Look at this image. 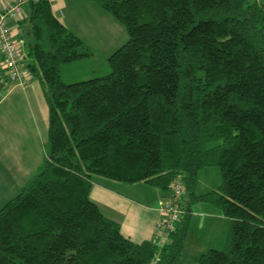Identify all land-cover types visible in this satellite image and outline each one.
<instances>
[{"label":"trees","instance_id":"1","mask_svg":"<svg viewBox=\"0 0 264 264\" xmlns=\"http://www.w3.org/2000/svg\"><path fill=\"white\" fill-rule=\"evenodd\" d=\"M93 1L127 33L102 76L60 80L62 64L90 52L49 0H27L15 21L47 127L41 165L0 205V264H180L198 200L229 224L197 264H264V0ZM207 166L220 182L196 194ZM94 174L160 198L179 176L184 212L164 241L133 242L89 199Z\"/></svg>","mask_w":264,"mask_h":264},{"label":"crops","instance_id":"2","mask_svg":"<svg viewBox=\"0 0 264 264\" xmlns=\"http://www.w3.org/2000/svg\"><path fill=\"white\" fill-rule=\"evenodd\" d=\"M49 2L51 12L67 28V21L72 15L69 16L66 11L64 13L63 1ZM73 2L78 4L77 1ZM7 23L12 37L19 41L20 51L16 22L7 19ZM26 77L24 86H19L0 70V205L25 185L44 157L43 143L47 127L45 96L38 78L30 73ZM98 176L90 177L88 197L101 214L115 221L119 225L120 233L129 240H151L157 217V202L162 193L156 189L150 199L146 197L140 200L126 193L132 189L127 187L130 185H121L114 183L115 180Z\"/></svg>","mask_w":264,"mask_h":264},{"label":"rangeland","instance_id":"3","mask_svg":"<svg viewBox=\"0 0 264 264\" xmlns=\"http://www.w3.org/2000/svg\"><path fill=\"white\" fill-rule=\"evenodd\" d=\"M62 1L64 13L72 15L67 21V29L80 38L90 54L62 64L59 67L60 80L71 83L105 75L109 71L108 55L127 39L123 24L93 0ZM73 1H77L78 4ZM219 182L220 173L217 166L202 167L196 173L193 189L196 194L203 193L214 189ZM114 183L130 185L127 187L132 189L127 190L126 193L140 200L146 197L150 199L157 191L155 187L147 186L141 181L129 184L119 181ZM190 210L180 264H197L196 259L200 252L209 248H222L228 230V219L221 214L219 208L210 203L195 201L191 204Z\"/></svg>","mask_w":264,"mask_h":264},{"label":"built area","instance_id":"4","mask_svg":"<svg viewBox=\"0 0 264 264\" xmlns=\"http://www.w3.org/2000/svg\"><path fill=\"white\" fill-rule=\"evenodd\" d=\"M27 0H12L4 2L0 0V69L8 78L19 86H24L26 74L20 61L19 41L11 34L7 19L16 21L23 15L22 5ZM183 185L179 176H175L170 184L169 194L157 202V217L153 224V237L162 242L175 228L176 221L184 212L181 206Z\"/></svg>","mask_w":264,"mask_h":264}]
</instances>
